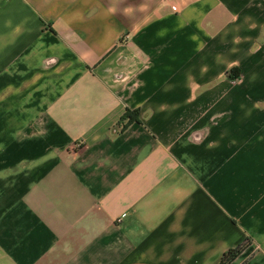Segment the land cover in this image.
I'll return each mask as SVG.
<instances>
[{"label": "crops", "instance_id": "crops-1", "mask_svg": "<svg viewBox=\"0 0 264 264\" xmlns=\"http://www.w3.org/2000/svg\"><path fill=\"white\" fill-rule=\"evenodd\" d=\"M247 241L229 264H264V0H0V264Z\"/></svg>", "mask_w": 264, "mask_h": 264}, {"label": "trees", "instance_id": "trees-1", "mask_svg": "<svg viewBox=\"0 0 264 264\" xmlns=\"http://www.w3.org/2000/svg\"><path fill=\"white\" fill-rule=\"evenodd\" d=\"M231 76H233V70L231 71ZM139 111L138 110H131L127 109L126 113L121 119L120 123H124V126L128 125L131 122H134L135 120H138ZM248 241L240 244L234 248L229 249L223 256L220 264H229L232 260H234L247 246Z\"/></svg>", "mask_w": 264, "mask_h": 264}, {"label": "built area", "instance_id": "built-area-1", "mask_svg": "<svg viewBox=\"0 0 264 264\" xmlns=\"http://www.w3.org/2000/svg\"><path fill=\"white\" fill-rule=\"evenodd\" d=\"M173 8H174V10H178L176 6H174Z\"/></svg>", "mask_w": 264, "mask_h": 264}]
</instances>
